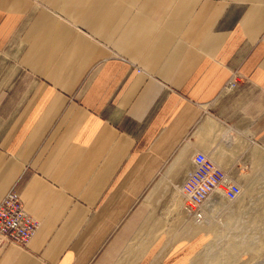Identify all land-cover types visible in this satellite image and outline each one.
Masks as SVG:
<instances>
[{
    "label": "crops",
    "instance_id": "1",
    "mask_svg": "<svg viewBox=\"0 0 264 264\" xmlns=\"http://www.w3.org/2000/svg\"><path fill=\"white\" fill-rule=\"evenodd\" d=\"M198 152L264 211V0H0V264H193Z\"/></svg>",
    "mask_w": 264,
    "mask_h": 264
},
{
    "label": "built area",
    "instance_id": "2",
    "mask_svg": "<svg viewBox=\"0 0 264 264\" xmlns=\"http://www.w3.org/2000/svg\"><path fill=\"white\" fill-rule=\"evenodd\" d=\"M234 77L227 87L232 88ZM195 168L181 187L184 209L195 220L205 218L204 206L214 193L236 200L242 188L203 152L194 156ZM39 227V221L25 208L16 187L10 189L0 203V251L10 244L26 247Z\"/></svg>",
    "mask_w": 264,
    "mask_h": 264
},
{
    "label": "rangeland",
    "instance_id": "3",
    "mask_svg": "<svg viewBox=\"0 0 264 264\" xmlns=\"http://www.w3.org/2000/svg\"><path fill=\"white\" fill-rule=\"evenodd\" d=\"M240 207L239 200H227L220 193L210 197L204 206L205 218L196 220L205 226L199 236L207 243L196 250L193 264H264V211L253 220L243 219L236 216ZM251 221L256 227H250Z\"/></svg>",
    "mask_w": 264,
    "mask_h": 264
}]
</instances>
